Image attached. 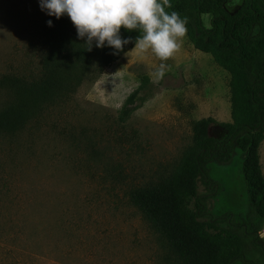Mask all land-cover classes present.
<instances>
[{
    "label": "rangeland",
    "instance_id": "rangeland-1",
    "mask_svg": "<svg viewBox=\"0 0 264 264\" xmlns=\"http://www.w3.org/2000/svg\"><path fill=\"white\" fill-rule=\"evenodd\" d=\"M238 3L225 9L232 13ZM47 17L39 0H0V77L40 74ZM202 20L208 28L209 16ZM134 48L67 99L42 108L24 131L0 134V264H181L129 195L179 164L194 122H231L229 75L186 36L158 81L152 73L161 61ZM143 77L150 97L119 123V109ZM7 99L0 91V107ZM258 156L264 177V141ZM243 160L234 144L228 164L205 165L218 185L208 211L230 216L233 225L242 224L249 207ZM198 191L207 193L201 184ZM258 235L264 247V224Z\"/></svg>",
    "mask_w": 264,
    "mask_h": 264
},
{
    "label": "trees",
    "instance_id": "trees-1",
    "mask_svg": "<svg viewBox=\"0 0 264 264\" xmlns=\"http://www.w3.org/2000/svg\"><path fill=\"white\" fill-rule=\"evenodd\" d=\"M231 1L236 0H169L171 7L166 8L187 18L189 43L228 73L231 122L210 117L194 122L192 145L179 164L129 195L181 264H264L258 235L264 224V177L258 156L264 141V0H238L232 13L225 9ZM203 15L209 16L208 28ZM138 35L139 31L121 28V38L131 41L123 51L116 53L107 45L97 48L95 41L87 51L86 38H78L67 15L60 19L48 15L42 26L45 53L40 74L30 80L0 77V91L8 95L0 107V134L15 136L24 131L42 108L67 99L84 80L97 79L104 68L135 46ZM148 85V78L143 77L125 98L118 111L119 123L126 122L150 97ZM234 144L244 153L242 174L249 205L240 225H233L230 216H213L207 208L218 185L209 178L205 165L228 164ZM199 184L207 193H199ZM191 200L194 209L189 208ZM252 255L262 262H255Z\"/></svg>",
    "mask_w": 264,
    "mask_h": 264
},
{
    "label": "clouds",
    "instance_id": "clouds-1",
    "mask_svg": "<svg viewBox=\"0 0 264 264\" xmlns=\"http://www.w3.org/2000/svg\"><path fill=\"white\" fill-rule=\"evenodd\" d=\"M40 8L49 16L60 19L67 15L84 40L87 51L107 45L123 51L130 39H122L121 28L131 32L139 31L134 50L141 56L151 53L161 61L152 76L158 81L165 75V63L180 50L187 34V18L178 12L169 13V0H39ZM52 26V21H48ZM115 54V53H114Z\"/></svg>",
    "mask_w": 264,
    "mask_h": 264
}]
</instances>
